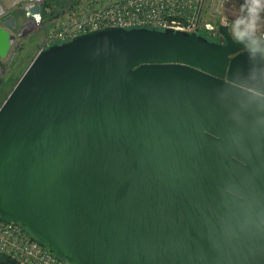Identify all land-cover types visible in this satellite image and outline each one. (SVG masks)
I'll return each instance as SVG.
<instances>
[{
  "label": "water",
  "instance_id": "obj_1",
  "mask_svg": "<svg viewBox=\"0 0 264 264\" xmlns=\"http://www.w3.org/2000/svg\"><path fill=\"white\" fill-rule=\"evenodd\" d=\"M219 32L40 51L0 107V217L70 264H264V53Z\"/></svg>",
  "mask_w": 264,
  "mask_h": 264
},
{
  "label": "built area",
  "instance_id": "obj_2",
  "mask_svg": "<svg viewBox=\"0 0 264 264\" xmlns=\"http://www.w3.org/2000/svg\"><path fill=\"white\" fill-rule=\"evenodd\" d=\"M44 1L17 0V4L23 6L30 18L31 11L36 6L41 7V13L32 17L29 25L39 28L48 25L42 50L107 28L172 29L198 34L204 31L215 39H222L219 27L225 25L229 28V23L222 21L221 24H215L207 20L210 13L220 9L230 11L231 7L264 12V0H80L62 16L46 22ZM248 34L255 36L256 41H264V33L257 29L249 30ZM0 254L10 256L22 264H70L52 254L28 229L2 217Z\"/></svg>",
  "mask_w": 264,
  "mask_h": 264
},
{
  "label": "rangeland",
  "instance_id": "obj_3",
  "mask_svg": "<svg viewBox=\"0 0 264 264\" xmlns=\"http://www.w3.org/2000/svg\"><path fill=\"white\" fill-rule=\"evenodd\" d=\"M65 1L67 4L71 1L80 2V0ZM15 5H17V10H11L10 7H7L6 4L4 5L0 0V26L4 25L5 21L10 18H13L17 25L14 31L17 38L13 42L12 50L7 59L0 60V107L42 50L48 31L46 29L48 25L44 28L29 25L30 18L26 12L20 9L18 10V7L23 8V6L17 4V0ZM4 10L5 13L3 14ZM206 19L215 24H221L222 21H227L229 23L230 33L235 40H240L248 36V32L251 29H257L260 33H264V12L262 11L257 12L231 7L230 11L220 9L219 11H215V13H210V16L207 15ZM45 21L47 22L46 19ZM210 38V40H214V38ZM262 42L264 43V41L257 40L250 44L248 48L264 53V45Z\"/></svg>",
  "mask_w": 264,
  "mask_h": 264
},
{
  "label": "trees",
  "instance_id": "obj_4",
  "mask_svg": "<svg viewBox=\"0 0 264 264\" xmlns=\"http://www.w3.org/2000/svg\"><path fill=\"white\" fill-rule=\"evenodd\" d=\"M77 3H78L77 1L76 2L71 1L70 3L67 4L65 0H45L44 1V18L47 20V22L55 18H58L59 16L63 15L66 11H68L70 8L75 6ZM199 34L205 37L206 39L209 38L208 39L209 41H215V38L214 40L213 39L210 40L211 39L210 37L212 36H210L208 33L204 31L203 32L201 31ZM0 264H22V263L13 259L10 256L0 254Z\"/></svg>",
  "mask_w": 264,
  "mask_h": 264
},
{
  "label": "crops",
  "instance_id": "obj_5",
  "mask_svg": "<svg viewBox=\"0 0 264 264\" xmlns=\"http://www.w3.org/2000/svg\"><path fill=\"white\" fill-rule=\"evenodd\" d=\"M1 2L5 5L6 4V6L7 7H10V9L12 10V9H16L17 10V8H16V6L17 5H15L16 4V0H1ZM3 7V6H2ZM22 10V11H24V9L23 8H20V7H18V10Z\"/></svg>",
  "mask_w": 264,
  "mask_h": 264
},
{
  "label": "flooded vegetation",
  "instance_id": "obj_6",
  "mask_svg": "<svg viewBox=\"0 0 264 264\" xmlns=\"http://www.w3.org/2000/svg\"><path fill=\"white\" fill-rule=\"evenodd\" d=\"M246 37H247V36H246ZM246 37H245V38H246ZM217 41H219V42H217ZM216 42H217V43H223L224 40H223V39H222V40H216ZM248 46H249V45L245 46V47L243 48V50L250 49V48H248Z\"/></svg>",
  "mask_w": 264,
  "mask_h": 264
}]
</instances>
